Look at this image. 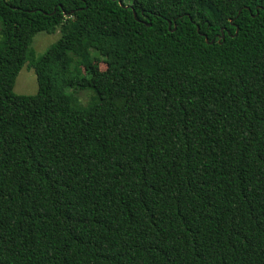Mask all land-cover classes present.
<instances>
[{
	"label": "trees",
	"instance_id": "obj_1",
	"mask_svg": "<svg viewBox=\"0 0 264 264\" xmlns=\"http://www.w3.org/2000/svg\"><path fill=\"white\" fill-rule=\"evenodd\" d=\"M0 264H264V0H0Z\"/></svg>",
	"mask_w": 264,
	"mask_h": 264
},
{
	"label": "rangeland",
	"instance_id": "obj_2",
	"mask_svg": "<svg viewBox=\"0 0 264 264\" xmlns=\"http://www.w3.org/2000/svg\"><path fill=\"white\" fill-rule=\"evenodd\" d=\"M128 5L131 3V0H124ZM61 37L60 30L58 28L51 34L44 32L37 33L32 38L31 48L33 49L35 56H41L51 45L56 43ZM94 55V54H93ZM93 69L103 71L105 70V64L97 59L96 62L92 65ZM13 92L16 95L30 96L37 93V83L36 77L33 72V69L30 68L27 64L20 70L18 76L15 80L13 87ZM78 102L85 106L89 103L91 98V93L89 91H80L76 94Z\"/></svg>",
	"mask_w": 264,
	"mask_h": 264
},
{
	"label": "water",
	"instance_id": "obj_3",
	"mask_svg": "<svg viewBox=\"0 0 264 264\" xmlns=\"http://www.w3.org/2000/svg\"><path fill=\"white\" fill-rule=\"evenodd\" d=\"M120 4V3H119ZM121 5V4H120ZM125 7H127V6H125ZM239 13H240V11H239ZM133 16H134V18H135V14L133 13ZM148 26H150V25H148ZM169 26H170V23H169ZM174 28H175V26H174ZM197 31H198V28H197ZM221 38L223 39V34L221 35ZM204 39H205V42L206 43H209V44H212L213 43V40H211L210 42H208V40H207V38L206 37H204Z\"/></svg>",
	"mask_w": 264,
	"mask_h": 264
}]
</instances>
